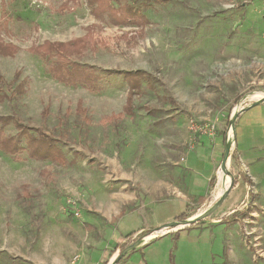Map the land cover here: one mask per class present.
Listing matches in <instances>:
<instances>
[{"label": "rangeland", "instance_id": "374dc122", "mask_svg": "<svg viewBox=\"0 0 264 264\" xmlns=\"http://www.w3.org/2000/svg\"><path fill=\"white\" fill-rule=\"evenodd\" d=\"M144 1H137L147 19L141 32L107 16L100 22L87 0H0V43L19 47L14 55L0 51V116L15 119L3 133L16 136L17 123L41 130L67 156L64 165L31 156L26 137L15 156L0 149V264H78L102 246L112 252L121 221L113 217L122 207L148 215L154 204L158 232L119 238V253L156 239L129 253L131 264H264V136L251 143L250 170L231 124L233 111L264 101V0ZM93 23H101L99 42L80 53L43 59L29 50L82 36ZM67 61L102 78L94 86L61 82L50 72ZM107 70L150 79L133 92ZM128 96L133 112L109 120ZM230 130L234 183L218 209L187 225L219 200L221 166L204 201L188 199L184 150L201 136L218 137L223 160ZM240 180L247 182L242 201L227 213ZM182 204L186 219L162 223L170 206ZM173 221L183 226L163 227Z\"/></svg>", "mask_w": 264, "mask_h": 264}, {"label": "trees", "instance_id": "16d2710c", "mask_svg": "<svg viewBox=\"0 0 264 264\" xmlns=\"http://www.w3.org/2000/svg\"><path fill=\"white\" fill-rule=\"evenodd\" d=\"M113 0H87L88 4L92 8V13L96 19L100 22L109 17L112 23L120 26H137L143 31L147 19L142 14L140 6L137 5V1L131 0L118 5H114ZM144 1V0H143ZM147 1H164V0H146ZM101 28V23H93L88 26L84 35L76 37L67 41L60 40H47L43 43L32 45L29 50L31 53L38 55L43 59H50L53 55L62 57H68L71 53H80L89 46H95L99 42L96 38L97 29ZM123 38H128V34H124ZM19 50V47L13 43H0V51L3 55H14ZM67 64L58 63L51 69L50 74L57 80L71 84H86L87 86H94L95 82L101 77L100 73L92 66H84L77 62L67 61ZM108 74H122L128 82L129 90L135 91L138 89L144 80L150 79V76L142 71H112L107 70ZM124 112L132 113V102L130 96L127 97V104L123 111L118 114H113L108 119L118 120L124 114ZM15 121L14 117L10 115L0 116V149L6 153L13 154L23 151L24 146L21 144L22 138L26 137L27 146L30 148V155L36 157L50 158L59 164L67 163V156L58 146L56 139L48 136L41 130L30 128L21 123H17L19 129L16 136H5L3 133L4 126ZM36 132H33L31 130ZM216 177L212 179L214 183ZM26 190V187H25ZM188 217L187 212L179 214L175 219L184 220ZM134 234L131 232L126 235L130 237ZM126 256L121 258L118 263L122 262ZM18 264V263H16ZM25 264V263H19Z\"/></svg>", "mask_w": 264, "mask_h": 264}, {"label": "crops", "instance_id": "0c3cea01", "mask_svg": "<svg viewBox=\"0 0 264 264\" xmlns=\"http://www.w3.org/2000/svg\"><path fill=\"white\" fill-rule=\"evenodd\" d=\"M262 136H264V101L253 105L250 104L245 111L239 114L235 125V142L237 153L244 162L249 164L250 170L251 143H260V138ZM261 146H264V144ZM222 152L223 151L220 147L218 137L212 138L208 136H201L199 141H195L194 144L188 147V149L184 150L181 164L184 168V173L187 175L183 185L186 191L183 193V195L186 198H197L198 200L204 201L205 196L210 191L209 189L211 188V185L215 183H212V179L216 177V174H218L219 165L221 166ZM243 185L246 188V180H240L237 182V185L232 188L229 195L230 197L225 201V203L229 202L225 212L229 213L231 209L237 207L239 202L242 201L241 189L243 188ZM184 205L182 204L178 210H175L174 206H170L169 209L171 210L170 212L165 213L162 223L170 222L179 214L187 212L183 210ZM154 206L155 208L149 212L150 214L148 215H142L138 213L134 215L132 213H127L126 208L122 207L118 214L113 217L114 219H121L118 231L119 237L116 238V244L113 251H110L111 246H102L94 250L90 256H85L80 259L78 264H109L111 260L120 252V243L123 241L119 239L121 238L120 236H124V239H128L141 232L146 231V234H151L157 231L156 227L158 228L161 223L157 216H155L158 211L157 209L159 204H154ZM243 210L244 208L240 209V211ZM142 216L146 217L145 220L142 219ZM131 232H134V234L130 237H126V235ZM151 236L153 238V235ZM152 238L142 242L143 245L129 253H133L137 249H140L143 252L144 249L146 250V248L155 242L156 239ZM128 254L125 255L126 258L122 262L116 264H131L127 258ZM16 263L19 264L23 262H15L13 264Z\"/></svg>", "mask_w": 264, "mask_h": 264}, {"label": "water", "instance_id": "95a60500", "mask_svg": "<svg viewBox=\"0 0 264 264\" xmlns=\"http://www.w3.org/2000/svg\"><path fill=\"white\" fill-rule=\"evenodd\" d=\"M261 102H263V100H258V101H256V102H254V103H252V105L253 104H257V103H261ZM247 108H242V109H240V110H235V111H233V113H232V128H233V130L235 129V125H236V121H237V119H238V116H239V114L240 113H242L243 111H245ZM229 155V152H228V141H227V144H226V146H225V151H224V157H223V160H222V163H221V167L222 166H224V164H225V162H226V160H227V156ZM230 173H231V175H232V177H233V180H232V184L234 183V176H233V173L230 171ZM232 184H231V186H232ZM230 186V187H231ZM230 187H229V189L228 190H226L224 193H222V195H220V198H219V200L210 208V209H208L207 211H204V214L203 215H201V216H198V217H196V218H187L185 221L187 222V225H191L192 224V222H194V221H198L200 218H202V217H206V216H209L212 212H214L216 209H218L219 208V206L221 205V203L223 202V200H224V198L227 196V194H228V192H229V190H230ZM177 224L179 225V224H181V223H178V221H173L172 223H169V224H167V225H165V226H163V227H173V226H177ZM186 225V226H187ZM183 226V225H182ZM184 226H185V224H184ZM181 228V227H180ZM165 234V233H164ZM141 241H138V242H134V243H132L127 249H124L121 253H118L112 260H111V262L109 263V264H116V263H118V261L121 259V258H123L125 255H127L130 251H132V250H134V249H136L139 245H141V243H140Z\"/></svg>", "mask_w": 264, "mask_h": 264}, {"label": "bare ground", "instance_id": "6f19581e", "mask_svg": "<svg viewBox=\"0 0 264 264\" xmlns=\"http://www.w3.org/2000/svg\"><path fill=\"white\" fill-rule=\"evenodd\" d=\"M259 94V93H258ZM260 95V94H259ZM263 95V94H262ZM258 96V95H257ZM241 108V107H240ZM233 133H232V130H230L229 132V135H228V138H227V141H228V152L230 153L231 151V145L233 143ZM230 160V157L229 155L227 156V160L224 164V166L220 167V170H219V185H220V188L216 191L215 193V197H219L220 195H222V193H224L226 190L229 189V187L231 186L232 184V180H233V177L231 175V173L229 172L228 170V162ZM228 175L230 176L231 178V181L229 180L228 181ZM218 185V184H217ZM204 214V211L195 215L194 217H191V218H196L198 216H201ZM152 237V236H151ZM151 237H147L145 238L144 240H142L140 243L144 242V241H147L149 240Z\"/></svg>", "mask_w": 264, "mask_h": 264}, {"label": "built area", "instance_id": "2783aa9c", "mask_svg": "<svg viewBox=\"0 0 264 264\" xmlns=\"http://www.w3.org/2000/svg\"><path fill=\"white\" fill-rule=\"evenodd\" d=\"M241 104H242V102H241ZM241 106H242V105H241ZM242 108H245V107H241V108H239V110L242 109ZM180 226H182V224H179V227H176V228L178 229V228H180ZM157 232H158V231H157ZM166 232H169V231H166ZM166 232H164V233H166ZM164 233H162V234H164Z\"/></svg>", "mask_w": 264, "mask_h": 264}]
</instances>
